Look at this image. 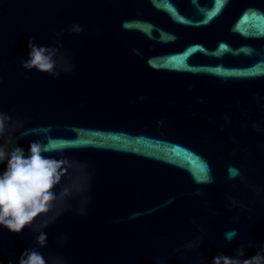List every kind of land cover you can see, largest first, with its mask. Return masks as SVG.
<instances>
[{
  "label": "water",
  "instance_id": "1",
  "mask_svg": "<svg viewBox=\"0 0 264 264\" xmlns=\"http://www.w3.org/2000/svg\"><path fill=\"white\" fill-rule=\"evenodd\" d=\"M31 37L73 70L23 69ZM0 112L9 150L49 141L70 162L48 213L0 227V264L29 248L50 264H211L264 245V0H0Z\"/></svg>",
  "mask_w": 264,
  "mask_h": 264
},
{
  "label": "clouds",
  "instance_id": "2",
  "mask_svg": "<svg viewBox=\"0 0 264 264\" xmlns=\"http://www.w3.org/2000/svg\"><path fill=\"white\" fill-rule=\"evenodd\" d=\"M69 31L79 34L82 28L73 24ZM22 67L28 72L33 70L59 78L62 72H71L73 65L61 52V46H45L36 43L31 37L28 41L27 58L22 61ZM19 127H23L22 124ZM17 131L16 122L0 112V140L7 135V143H12L11 133ZM27 132L21 135H27ZM59 151L51 146V142L34 140L30 142L27 151L21 146L11 150L6 144L0 143V227L12 233L19 234L25 227H30L42 214L48 213L57 199L56 187L61 183L66 168L70 162L46 155ZM233 171L232 175H238ZM204 182L211 183L210 175L203 178ZM201 193L198 191L197 195ZM87 203V200H85ZM236 205V202H232ZM243 207V205H240ZM83 213V210H81ZM50 222L44 223L37 230L36 245L43 248L47 245V233L43 229ZM236 236V231L227 233L225 238L229 242ZM66 239V238H65ZM196 241L190 242L187 247L191 249ZM245 257L244 248L237 250L234 256L219 254L213 257L211 264H264V245H261L254 256ZM9 264H50L49 260L36 248L23 251L16 262ZM51 264H64L60 259H54Z\"/></svg>",
  "mask_w": 264,
  "mask_h": 264
}]
</instances>
